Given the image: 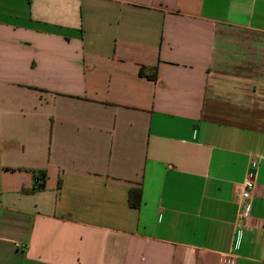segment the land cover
Wrapping results in <instances>:
<instances>
[{"label": "crops", "instance_id": "1", "mask_svg": "<svg viewBox=\"0 0 264 264\" xmlns=\"http://www.w3.org/2000/svg\"><path fill=\"white\" fill-rule=\"evenodd\" d=\"M231 260L264 264V0H0V264Z\"/></svg>", "mask_w": 264, "mask_h": 264}, {"label": "built area", "instance_id": "2", "mask_svg": "<svg viewBox=\"0 0 264 264\" xmlns=\"http://www.w3.org/2000/svg\"><path fill=\"white\" fill-rule=\"evenodd\" d=\"M256 169L257 165L252 163L251 168L248 172V177L243 183L240 196L238 198L239 212L237 225H241L242 222L247 220L250 215L252 208V200L254 197V191L256 188ZM36 183L40 185L42 183L41 179H37ZM226 264H234L233 260L227 261Z\"/></svg>", "mask_w": 264, "mask_h": 264}, {"label": "trees", "instance_id": "3", "mask_svg": "<svg viewBox=\"0 0 264 264\" xmlns=\"http://www.w3.org/2000/svg\"><path fill=\"white\" fill-rule=\"evenodd\" d=\"M128 202H129V206L135 209H138L141 206L142 203L141 187H133L130 189Z\"/></svg>", "mask_w": 264, "mask_h": 264}]
</instances>
